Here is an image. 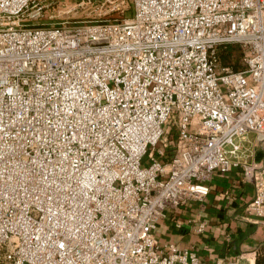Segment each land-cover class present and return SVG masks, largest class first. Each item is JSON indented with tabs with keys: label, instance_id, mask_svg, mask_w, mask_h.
Instances as JSON below:
<instances>
[{
	"label": "built area",
	"instance_id": "2783aa9c",
	"mask_svg": "<svg viewBox=\"0 0 264 264\" xmlns=\"http://www.w3.org/2000/svg\"><path fill=\"white\" fill-rule=\"evenodd\" d=\"M55 1L0 0V264H201L153 231L248 134L264 217V0H79L116 17L40 23Z\"/></svg>",
	"mask_w": 264,
	"mask_h": 264
},
{
	"label": "crops",
	"instance_id": "0c3cea01",
	"mask_svg": "<svg viewBox=\"0 0 264 264\" xmlns=\"http://www.w3.org/2000/svg\"><path fill=\"white\" fill-rule=\"evenodd\" d=\"M237 165L213 172L202 202L167 209L153 231L160 246L195 252L201 264H264V217L247 210L254 196L245 166L259 167L262 153L255 135L241 141Z\"/></svg>",
	"mask_w": 264,
	"mask_h": 264
},
{
	"label": "rangeland",
	"instance_id": "374dc122",
	"mask_svg": "<svg viewBox=\"0 0 264 264\" xmlns=\"http://www.w3.org/2000/svg\"><path fill=\"white\" fill-rule=\"evenodd\" d=\"M131 0H128L130 3ZM46 15L40 21L47 25L59 24L63 21H68L70 23H81L88 21H95L99 19H110L115 16V12H112L110 7L105 6H89V5H79V0H67L65 2L55 1L50 5L46 11ZM132 11H127L125 17H131ZM220 62L222 66H230L234 70L243 69L242 65V54L236 46H228L227 49H223L220 53ZM167 128L166 126L164 127ZM174 134L173 132L167 136V140H172ZM157 149H162L164 152L169 150L162 147V144L159 143L156 146ZM166 155V153H165ZM162 159V158H161ZM142 163L147 165V157L145 156L142 160ZM3 249H0V255L2 254Z\"/></svg>",
	"mask_w": 264,
	"mask_h": 264
}]
</instances>
